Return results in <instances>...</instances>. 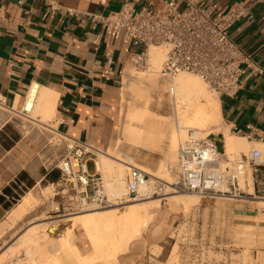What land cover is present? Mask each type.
Masks as SVG:
<instances>
[{"label": "crops", "instance_id": "0c3cea01", "mask_svg": "<svg viewBox=\"0 0 264 264\" xmlns=\"http://www.w3.org/2000/svg\"><path fill=\"white\" fill-rule=\"evenodd\" d=\"M237 1L245 3L247 13L231 35L264 67V0H206L216 13ZM128 2L139 8L159 0H0V97L6 114L0 126V221L30 184L55 177L48 167L42 173L38 161L43 149H51L50 141L38 138V130L28 137L10 125V113L26 116L22 106L34 83L58 96L48 129L55 125L69 137L98 144L114 135L128 52L117 48L93 16L117 12ZM107 52L115 59L116 75L110 79L100 75ZM218 100L224 129L211 133L222 149L226 133L245 137L250 149H264V73L244 77L235 96ZM212 203L207 207L230 213V201ZM245 206L235 203L233 209L247 215L251 210Z\"/></svg>", "mask_w": 264, "mask_h": 264}, {"label": "built area", "instance_id": "2783aa9c", "mask_svg": "<svg viewBox=\"0 0 264 264\" xmlns=\"http://www.w3.org/2000/svg\"><path fill=\"white\" fill-rule=\"evenodd\" d=\"M246 13L243 1L216 13L206 0H159L139 8L128 2L117 12L94 15L93 19L102 23L118 49H127V61L135 67L148 68L149 48L162 46L166 57L161 74L170 84L179 73L187 72L201 77L219 96L233 97L242 88L244 77L264 73V67L254 62L231 35L232 28ZM114 64L113 53L107 52L100 72L102 78L116 75ZM27 97L28 93L24 101ZM0 106H4L3 97H0ZM22 112L28 113L23 106ZM52 133L55 142L50 141L49 145L55 158L50 166L52 170H60L67 186L64 191H75L82 207L111 206L113 201L106 193L102 175L96 170L94 146L89 141L69 137L58 128L53 127ZM90 161L94 162V173L89 171ZM248 169L254 193L240 186ZM173 170V181L153 180L141 168L130 165L127 193L120 201L179 192L194 193L201 198L264 200V153L255 147L230 158L225 148H219L212 133L203 136L190 132L179 147ZM152 257L150 253L148 264H153Z\"/></svg>", "mask_w": 264, "mask_h": 264}, {"label": "rangeland", "instance_id": "374dc122", "mask_svg": "<svg viewBox=\"0 0 264 264\" xmlns=\"http://www.w3.org/2000/svg\"><path fill=\"white\" fill-rule=\"evenodd\" d=\"M163 63V62H162ZM150 66L148 68H138L128 62L125 70L134 71L149 77ZM190 74V73H189ZM124 75V73H123ZM197 76V75H196ZM206 89L215 101L220 99L221 96L205 83ZM144 90L149 91V99L139 98L130 93L128 86L122 84V104L116 110V131L114 135L105 143L91 142V145L96 148H101L107 153L115 155L124 160L125 156H130L135 160L137 165L146 170L158 171L160 176L166 181L174 180V170L178 160V150L181 143L187 138L188 133L199 131L197 128H186L187 135L182 136L177 140L176 145L173 147L171 139H165L161 147L153 149H142L137 147L133 140L126 138L123 135V126H127L125 122V114L129 111L138 108L139 106H148L151 112L156 116H168L173 122L174 127H177V116L175 115V99L176 90L171 91L170 82L163 76H159L153 86L137 85ZM123 88L125 98L123 96ZM151 99V101H150ZM150 103V105H149ZM1 108V106H0ZM19 114V113H18ZM28 114V113H27ZM14 116L11 119L10 125H15L28 137L31 136L35 130H38V138H45L46 141H52V129L56 128L52 125L50 129L47 125H40L31 121H25V116L18 117L15 113H10ZM51 126V124H49ZM224 129V120L220 122V128ZM200 135H206L209 130L204 126ZM206 128V129H205ZM221 131V130H220ZM214 136L215 133H212ZM169 136V135H168ZM120 140V144L117 141ZM218 146L222 149V141H218ZM48 149V151H47ZM45 148L40 152L38 161L41 163V172H46V167L51 169V163L55 158L53 151ZM264 153V149L260 148ZM250 147L244 151H232L229 153L232 157L240 156L242 153H248ZM166 166V169L163 168ZM89 171H95L93 161L88 164ZM117 168V165L116 167ZM161 171V172H160ZM251 172L250 169L247 170ZM55 177L47 176L37 179L34 185H30L21 192L19 201H15V207L22 197H34L31 199V206L27 213L21 219L17 220L11 227L7 223L8 215L0 221V259L7 252H16L21 249L18 244V238L29 228L32 224L45 222L49 220H62L70 216L83 212L87 208L99 207L95 204H90L86 207L79 205V196L75 191L66 189V183L61 179V172L55 168L52 170ZM103 177L104 187L106 193L114 202L108 207H99L100 211H105L111 208H117V213L121 214L126 210L124 207L131 202V200L121 202L119 195L112 192V183L116 179L114 172L105 171L100 173ZM129 169L124 167V177L127 181ZM246 180V175L242 177ZM154 180V178L152 177ZM242 180V179H241ZM253 181V180H252ZM247 182H249L247 180ZM253 184V182H252ZM127 187V183H126ZM246 191L245 189H243ZM248 192V191H247ZM191 194L200 199V204L191 206L189 209L182 207H173L169 200L165 199L169 194L164 197L155 196L153 198H160V208L155 209L150 224L142 228V235L140 241L142 247L133 245L131 251L127 254L120 256V264H143L148 261L150 253L153 264H264V202L263 199H249L248 201L225 200L230 201V213L223 210L207 207L206 204L213 201H224L217 198H201L194 193H173V194ZM258 194V193H257ZM119 197V198H118ZM150 198L142 199L140 201H147ZM252 201H259L258 204ZM247 205L244 208L250 207V214L245 215L238 213L233 208V204ZM213 204V203H212ZM257 206V208H255ZM12 207V208H13ZM156 214V215H155ZM48 218V219H46ZM69 220V219H68ZM64 220L59 225H52L50 227L51 235L55 238H60L65 232L72 227V222ZM162 226L158 227V225ZM145 228V229H144ZM160 228L161 231L157 232ZM74 231L77 232L74 244L78 246L82 254L93 255L95 249L88 233L81 227H75ZM109 234L101 231L99 237L101 240V248L109 243ZM156 246V247H155ZM138 249H136V248ZM107 248V247H106ZM105 248V249H106ZM1 262V260H0ZM96 264H109L105 260H97ZM93 263V264H95Z\"/></svg>", "mask_w": 264, "mask_h": 264}, {"label": "bare ground", "instance_id": "6f19581e", "mask_svg": "<svg viewBox=\"0 0 264 264\" xmlns=\"http://www.w3.org/2000/svg\"><path fill=\"white\" fill-rule=\"evenodd\" d=\"M165 57L166 49L164 47L152 45L149 48V77L138 72L135 73L134 71H128L124 75L123 83L128 86L130 93L139 98L149 99V91L137 85L153 86L159 76L162 77L161 68ZM205 83L198 75L181 72L174 79L173 83L170 84L171 91L174 93L176 90L174 104L175 115L177 116L176 128L174 127V122L168 116H156L148 106H139L125 114L127 126H123V135L133 140L137 147L153 149L161 147L168 137L171 139L174 147L178 138L180 140L182 136L187 135L188 130L186 128L199 129V131H194L197 135H200L199 133L203 130L202 127L204 126L209 130V133L222 130L220 128L222 120L220 102L211 98ZM57 97L56 92L44 88L38 83H34L30 87L28 97L23 104L24 109L28 111L25 121L48 125L54 117ZM4 109L5 107L1 106L0 126L6 116ZM225 138V152L228 157H231L229 153L232 151H244L249 147L245 137L231 136L226 133ZM120 139L117 141L118 145L120 144ZM94 152L97 155L94 160L98 171H111L116 175V179L112 183L113 194L121 195L120 197L124 196L127 193V181L123 176L124 167L128 169L130 165L139 167L135 163V160L130 156H125L124 160H122L115 155L95 148ZM116 165L117 168H115ZM163 168L166 169V166H163ZM145 172L150 174L154 180L162 179L160 174L162 172L164 174V170L160 171L161 173L156 170H146ZM252 180V174L248 171L246 180L242 178L240 182L241 189L254 193ZM167 194L169 195L165 199L169 200L173 207H182L185 211L191 206L200 204V199L191 194ZM33 198L32 196L22 197L20 202L9 212L7 223L11 227L29 211L32 204L31 199ZM146 198L150 199L137 202ZM261 201L264 202V200ZM160 205V198L149 196L131 200L124 207L126 210L121 214L117 213V208L100 211L99 207H93L62 220H49L46 218L48 221L45 220V222L32 224L27 228L18 238V244L21 246V249L16 252H7L0 259V264H93L100 259L109 262V264H120V256L129 253L133 245L138 248L142 247L140 241L142 228L150 224L153 213L157 211L155 209L160 208ZM64 220L71 221L72 227L60 238L53 237L49 231L50 227L52 225H59ZM162 224L160 223L158 227H161ZM78 226H81L92 240L95 249L93 255L82 254L76 243L74 244V228ZM103 229L105 233L110 235L108 238L109 243L103 246L104 249L101 248L102 239L99 237V233ZM159 230L161 231L159 228L157 232Z\"/></svg>", "mask_w": 264, "mask_h": 264}, {"label": "trees", "instance_id": "16d2710c", "mask_svg": "<svg viewBox=\"0 0 264 264\" xmlns=\"http://www.w3.org/2000/svg\"><path fill=\"white\" fill-rule=\"evenodd\" d=\"M30 185H31V184H30ZM30 185H29V186H30ZM31 186H32V185H31Z\"/></svg>", "mask_w": 264, "mask_h": 264}]
</instances>
